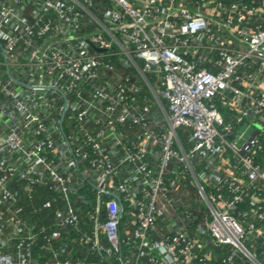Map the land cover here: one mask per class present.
<instances>
[{"label": "built area", "instance_id": "built-area-1", "mask_svg": "<svg viewBox=\"0 0 264 264\" xmlns=\"http://www.w3.org/2000/svg\"><path fill=\"white\" fill-rule=\"evenodd\" d=\"M0 264H264V0H0Z\"/></svg>", "mask_w": 264, "mask_h": 264}]
</instances>
